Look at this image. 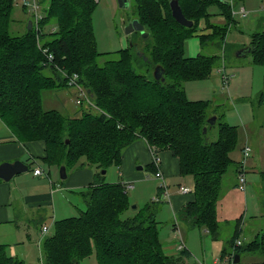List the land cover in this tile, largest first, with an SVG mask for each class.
<instances>
[{
	"label": "trees",
	"instance_id": "trees-1",
	"mask_svg": "<svg viewBox=\"0 0 264 264\" xmlns=\"http://www.w3.org/2000/svg\"><path fill=\"white\" fill-rule=\"evenodd\" d=\"M168 1L134 0L135 17L148 32L142 40L149 44L141 48L137 39H130L131 45L115 51L117 58L99 66L96 58L101 53L91 23L96 0H47L40 27L55 24L56 30L38 34L25 26L20 36H11L6 27L13 0H0V120L19 141L43 140L45 164H64L66 170L77 163L97 170L119 166L123 149L138 137L158 150L169 149L178 158L179 174L191 175L194 181V201L177 215L190 226H204L217 238L220 182L233 162L230 152L236 149L238 132L235 126L221 123L218 138L208 142L210 101L187 99L181 82L208 77L220 58L218 54L185 55V40L197 34L199 20L208 15L207 7L217 3L225 22L212 25V32L200 34L199 41H212L221 52L227 46L225 32L233 22L232 7L226 0H178L183 15L192 21L187 27L174 19ZM36 40L53 54L54 63H43ZM245 46L251 48L253 62L264 68V31L253 32ZM137 50L153 67L163 68V81L133 69ZM56 66L79 75L78 82L88 90L93 108L70 117L41 107L42 90L67 86L64 77L56 81L43 73L46 67L58 73ZM203 127H207L205 133ZM147 168L153 173L157 169L153 163ZM260 175L264 177V171ZM79 193L85 209L78 216L54 220L51 235L41 242L42 264H79L90 254H95L97 264L179 262L178 256L163 251L156 204L146 203L127 216L130 202L123 185L102 180ZM239 223L240 219L230 248L224 247L220 257L257 251L264 258V231L234 246ZM0 264H23V260L8 256L0 244Z\"/></svg>",
	"mask_w": 264,
	"mask_h": 264
},
{
	"label": "rangeland",
	"instance_id": "rangeland-1",
	"mask_svg": "<svg viewBox=\"0 0 264 264\" xmlns=\"http://www.w3.org/2000/svg\"><path fill=\"white\" fill-rule=\"evenodd\" d=\"M232 6V17L236 19V25L239 26L242 33L238 29L231 28V32L227 35V42H233L236 35H240L239 39H246L251 30L245 27L244 20L240 19L242 16L239 13L240 8H237L240 3L238 0H226ZM14 6L10 10V16L7 17L6 27L11 36H20L25 32L27 27V20L31 19V13L21 4V0H13ZM39 4V13L43 15L42 7L46 5L47 0H42ZM258 7V6H257ZM247 13H249L246 10ZM258 13V12H256ZM254 13H250L247 19L252 17ZM135 17V2L129 0L126 7H119L117 0H96V5L91 13L92 32L94 35L97 52L101 53L96 58V63L102 66L106 60L117 58L118 51L126 47L130 39H137L141 48H145V44L149 41L142 40L138 33L126 34L124 26ZM240 19V20H239ZM199 20V24L202 22ZM124 22V23H123ZM2 27V26H1ZM44 32L51 31L55 24H47L42 26ZM57 28V27H56ZM35 31V24L31 27ZM29 29V30H31ZM138 32V31H137ZM39 39V37H37ZM185 40V55L189 56L190 51ZM37 41V48L41 45ZM237 40H235L236 42ZM243 42V41H242ZM245 43V42H243ZM235 44V43H234ZM234 44H227L223 52L220 48H214L210 51V45L207 46L205 54L212 55L218 54L220 58L214 62V68L206 78L190 79L181 82L182 89L185 96L190 100H209L210 104L208 111L209 117L215 116L214 124H209L206 137L207 141H214L218 138L219 124H228L236 127L238 132V141L235 150L230 152V157L233 162L228 167L226 173L223 174L220 182L219 197L216 204V216L218 221V238L215 247L219 243H224L226 249L230 248L231 242L234 237V230L238 219L244 220L241 222L240 239L243 244L247 243L252 237L253 225L264 222V217H261L263 212L262 205L264 201V177H261L259 171H264V68L261 64L253 62L250 52L239 55L237 52L242 48ZM248 44V43H247ZM246 44V45H247ZM147 50H145L146 52ZM133 69L140 74L145 75L147 78L154 77V69L151 63L144 60L143 57H138L132 62ZM223 68V69H222ZM223 70L229 75L227 87L222 83ZM43 73L53 76L56 81H61L63 76L60 72L55 73L48 67L43 69ZM169 82V79L167 80ZM82 88H86L81 84ZM24 100L21 99V102ZM78 92L76 88L71 86L60 85L56 88L44 89L41 92V107L43 109H57L66 116L79 115L84 109L93 108L92 101L89 98H81L78 103ZM26 102V99H25ZM68 140V139H67ZM69 142V140H68ZM244 145L250 146V155L245 160V191L240 190L236 184L238 182V174L241 172L238 165L242 160L241 148ZM84 160V158H82ZM47 166V165H46ZM84 165L78 163L66 170L71 173L75 168H84ZM141 166V170L138 167ZM41 167V166H40ZM57 167V166H56ZM91 167V166H90ZM95 170V166L91 167ZM137 168V169H136ZM58 178L59 177V167ZM137 171H141L144 176V181L134 182L133 189L127 190V197L130 202V208L125 212V215H131L136 208H140L146 203L162 205V203H154L153 196L155 197L159 190L161 180L151 172L147 166L137 163L135 165ZM102 169H98L99 174L104 175V181L117 182L119 180V168L116 165H111L105 169V173H101ZM57 178V179H58ZM165 177V183L168 182ZM177 180H184L193 192V177L187 175L184 177L174 178ZM59 180V179H58ZM62 180H66L62 179ZM167 181V182H166ZM169 183V182H168ZM261 193V196L260 194ZM67 200V199H66ZM61 199L58 203V213L54 212V216H45L43 219L32 216L33 220L29 226V240H25L24 249H27V257L23 260V264H42V248L41 242L46 237L51 235L53 231L54 220L78 216L86 207L85 199L82 195L72 196L71 203ZM153 200V201H152ZM153 202V203H152ZM245 203L248 204L246 210ZM135 204L136 207L132 208ZM57 205V202L55 203ZM159 208H161L159 206ZM53 212H51L52 215ZM264 214V213H263ZM156 220L158 221L159 237L162 242L163 251L166 255L178 256L182 255L181 249L178 248L180 241L179 236L174 235L171 230V225L175 222L174 219L180 224H188L178 215L176 218L171 214L170 218L166 217L165 211L160 210L157 214ZM174 221V222H173ZM186 222V223H185ZM48 227L46 233L42 232V226ZM23 228V226H21ZM194 228L192 233L185 234L184 240L188 246L190 257L186 258L185 264H210V238L211 235L205 230L204 226H191ZM263 230H259L261 236ZM245 236V237H243ZM238 237V236H237ZM41 241V242H40ZM206 252H203V247ZM214 248V247H211ZM180 251V252H178ZM184 251V250H182ZM79 264H97L95 254L83 258Z\"/></svg>",
	"mask_w": 264,
	"mask_h": 264
},
{
	"label": "crops",
	"instance_id": "crops-1",
	"mask_svg": "<svg viewBox=\"0 0 264 264\" xmlns=\"http://www.w3.org/2000/svg\"><path fill=\"white\" fill-rule=\"evenodd\" d=\"M237 3H240L237 8L242 7L245 11L247 10L249 12H246V15H241L240 13L242 16L240 19L244 20L245 27L249 28L251 33L247 36V41L246 39H239L240 35L238 34L234 37L233 42H227V35L231 32V28L234 27L239 30V33H242L239 29L240 27L236 25V19H233V22L228 26L225 32V41L228 45L235 43L234 45L236 46H241V44H243L242 47H244L249 42L250 35L253 32L264 31V0H238ZM234 6H232V10L236 8ZM252 12L254 15L247 19ZM207 14L208 15L203 18L201 20L202 22L198 25L197 34L189 37L187 40L190 57H194L198 53L205 54L208 45H210V51L213 50V47L217 48L212 41H210V43L206 42L205 44H201L198 36L200 34H210L212 32V25L224 24V15L217 3H213L207 7ZM235 40L237 41L235 42ZM158 154L160 157V169L164 179L166 177V180L169 182L166 181L169 198H163L160 201L154 202L162 203V205H159L161 208L156 204L155 217H158L157 214L162 209L165 211L166 217L170 218L169 216L172 214L174 218H176L177 212L183 206L194 201V194L193 192L181 193L179 191V186H186V184H183L184 180H177L175 182L174 178L187 175L179 174L178 158L174 156L169 149L160 150ZM44 156L45 143L43 140L19 141L14 133L0 120V162L20 159L28 165L26 171L15 174L8 181L0 179V244L5 245V251L8 256H13L21 260L27 257V249H24V246L25 240L31 238L29 236V226L33 220L32 216L36 215L41 219L45 216H54V212L58 213V210L61 209L57 207L61 199H67L66 201L71 203L72 196H79V192L85 190L92 183L101 180L107 182L104 181L103 174L98 175V170H93L89 166L80 169L75 168L71 173H67L66 180H62L58 178V169L55 165L49 166L45 164L42 160ZM137 163L147 167L152 163L149 147L146 141L141 137L134 139L123 149L121 163L117 166L120 174L119 180L117 182L108 181V183H121L122 185L128 183L132 185L131 189L135 188L134 182L144 181L143 173L137 171L141 169H135ZM35 167H40L42 169V174H34L33 169ZM261 171H259V174ZM125 191L127 192V190ZM259 194L261 196V193ZM159 196H161L160 190H158L156 197ZM56 202L57 205H55ZM245 207L247 210V203H245ZM51 212H53L52 215ZM263 213L264 211L261 213V217H264ZM174 221L171 225V230L174 235L179 236L180 240L185 243V249L180 250L182 252L181 256H178V253L173 256H178L179 262H177V264H185L187 263L186 258H189L190 254L183 235L185 236V234L187 235L189 232L192 233L194 228L189 224L182 225L178 220L176 221L174 219ZM241 222H244L242 218L236 233V238L238 239H240V232L242 229ZM21 226H23V228ZM253 227L255 228L251 229L252 237L249 241L255 239L259 235V230L262 229L264 231V222H262V224L259 222L257 225H253ZM217 241H220L218 237L212 238L211 236L210 264H226L227 261H224V259L220 257L224 249V243H219L215 247ZM202 247L203 252H206L205 247L203 245ZM238 264H264V258L257 251L243 252L239 255Z\"/></svg>",
	"mask_w": 264,
	"mask_h": 264
},
{
	"label": "built area",
	"instance_id": "built-area-1",
	"mask_svg": "<svg viewBox=\"0 0 264 264\" xmlns=\"http://www.w3.org/2000/svg\"><path fill=\"white\" fill-rule=\"evenodd\" d=\"M228 2V1H227ZM21 4L31 13V27L33 26V23L35 24V31L40 34V32H44L43 28L41 29V25H40V21L42 20L43 16L40 15L39 13V4L37 2V0H21ZM231 5V4H230ZM232 7V5H231ZM233 13V11H232ZM239 13H241V15H246V11L244 10V8H240ZM56 30V27H52L51 31L49 32H54ZM38 37V36H37ZM39 49L42 51V54L45 58V61L43 62L44 64H52L54 63V56L53 54L48 50L47 47L39 45ZM57 70L61 73V75L65 78L66 84L68 86L74 87L76 88L77 92H78V100L77 102L80 103L81 102V98L83 97L84 99H88V93L86 90H84L81 86V84L78 82L79 80V75L76 72H72L69 73L66 70H64L63 68H60L58 66H56ZM223 69V68H222ZM228 81H229V75L226 74L223 70V74H222V83L224 85V87H227L228 85ZM150 153H151V161L152 163L156 166V171H155V176L161 180V183L159 185V190H160V194L161 196L159 197H153L154 201H160L163 198H169V194L167 191V186L166 183L164 181V176L163 173L160 169V157H159V151L155 146H148ZM250 146L249 145H244L241 148V155H242V160L239 163L238 167L241 170V172L238 174V183H237V187L240 190H245V160L246 158L250 155ZM33 173L34 174H42V169L40 167H35L33 169ZM123 187L125 190H129L132 188V185L128 184V183H124ZM179 191L181 193H187V192H191L190 188L187 186H179ZM48 230V227L43 225L42 226V232L46 233V231ZM242 241L239 240L238 238L235 239L234 241V246H238L241 245ZM178 248L180 249H185V243L180 240V243L178 245ZM233 258H234V252H231V254H227L223 257L224 261H227L226 264H234L233 263Z\"/></svg>",
	"mask_w": 264,
	"mask_h": 264
},
{
	"label": "water",
	"instance_id": "water-1",
	"mask_svg": "<svg viewBox=\"0 0 264 264\" xmlns=\"http://www.w3.org/2000/svg\"><path fill=\"white\" fill-rule=\"evenodd\" d=\"M128 1L129 0H117V3L119 5V7H126L128 5ZM169 7L171 9V14L174 17V19L187 27H190L192 25V21L188 20L182 13L181 7L178 3V0H169ZM124 23V22H123ZM31 24L32 21L31 19L27 20V29H31ZM124 31L126 34H131L134 31H138L140 33V36L142 38H145L148 35V32H146L144 30L143 25L139 22V20L137 18L132 19L131 21H129V23H127L124 26ZM132 43L129 42V45H131ZM251 48L249 46H244L241 49H239V51L237 52L239 55L246 53V52H250ZM136 54L138 56H142V52L138 51L136 52ZM144 60H146V57L143 56ZM163 75V68L160 65H156L155 69H154V78L155 79H160L161 81L164 80ZM88 92V90H87ZM216 120L215 116L209 117L207 119V122L209 124H214ZM207 127H203L202 131L203 133H205ZM66 143H68V140H65ZM139 169H141L142 167L139 166ZM28 169V165L23 162L20 159H15L13 161H3L0 162V179L4 180V181H8L10 180L15 174L24 172ZM101 173H105V169L101 170ZM59 177L60 179H65L67 177V172H66V167L64 164H61L59 166ZM136 205L133 204L132 208H135ZM239 262V255L238 254H234V258H233V263L237 264Z\"/></svg>",
	"mask_w": 264,
	"mask_h": 264
}]
</instances>
